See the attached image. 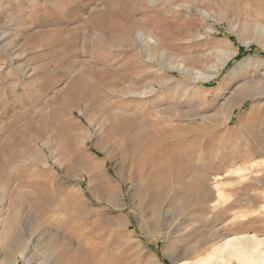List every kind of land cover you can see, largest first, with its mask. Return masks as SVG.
<instances>
[{
  "label": "rangeland",
  "instance_id": "obj_1",
  "mask_svg": "<svg viewBox=\"0 0 264 264\" xmlns=\"http://www.w3.org/2000/svg\"><path fill=\"white\" fill-rule=\"evenodd\" d=\"M263 34L264 0H0V264L19 239L28 264L73 259L76 248L56 249L52 221L77 235L74 247L99 250L93 264H180L196 239L202 254L235 234L264 240ZM171 120L216 158L188 160L147 208L126 146ZM200 168L206 201L188 191ZM105 210L141 235L145 255L118 251L96 223Z\"/></svg>",
  "mask_w": 264,
  "mask_h": 264
},
{
  "label": "bare ground",
  "instance_id": "obj_2",
  "mask_svg": "<svg viewBox=\"0 0 264 264\" xmlns=\"http://www.w3.org/2000/svg\"><path fill=\"white\" fill-rule=\"evenodd\" d=\"M259 29L260 28H258V30ZM141 35L142 34L139 33L140 37H142ZM242 37H243V35H242ZM160 54H162L163 56L166 55L162 51H160ZM223 54L225 56L224 57L225 59H228V57H230V54H227V53L226 54L223 53ZM216 76H217V73H214V74H210V75H201V78L206 79V80H211V79L215 78ZM239 93H240V91H239ZM199 94L200 95L202 94V95H204V97L208 98L206 92H204V91L199 90ZM254 95H255V93L252 91V93L250 92L249 95H246L245 97H243L242 101H239L238 96L234 97L231 100L232 103H230L229 107L234 109L236 106L242 104V102L244 100L251 98ZM236 98H238V99H236ZM202 119L204 120V118H202ZM205 125H206V123H205ZM205 129L207 130V126H205ZM183 131H184V128L182 126H180V124H173V122L171 120L170 122L167 121V122H163L159 125H153L152 128H149L147 130L145 129L135 139H133L134 137L132 139L129 138L128 139L129 142L128 143L126 142L127 146L125 144L128 152H129L126 155H124L125 162H131L134 165V167L138 170L139 179H140L139 195H140V199H141L142 204L144 206H146L147 208L150 207V204L152 201L153 202H155L154 200L160 201L162 199H165V197H167V195L169 194V190L171 188L170 187L171 176L173 174H175L176 172H178L177 171L178 169H179V172L185 171L189 166L188 160L191 159V160L198 161V159H199V161H201L203 164H209L213 159L216 158V155H214L215 153L213 154V150H209L208 153L205 154V156L201 157L200 154L197 152V148H198L197 142L189 139ZM208 136H210V135H208ZM209 141L216 143L215 140H213L211 138L209 139ZM210 145H211V143H210ZM129 147H130V149H129ZM205 150H206V148H205ZM235 154H236V150H233L231 152V155H235ZM200 157L202 159H200ZM239 171L245 172L246 170L245 169L242 170L240 168ZM198 174L200 177L199 182L190 185L188 187L189 188L188 191H190L191 193L194 194V193H197L198 191H201V189L203 188L204 190L202 189L203 192H201L200 199H203L204 201H206L211 196V191L206 186V179L208 176V171L200 168V170H198ZM73 177H75V176H73ZM75 178H77V177H75ZM78 198H80L79 194H78ZM95 199L98 202H104V201L106 202L105 199H103L102 197H100L98 195H95ZM158 201H156V202H158ZM206 205H205V210H207ZM73 206H74V203H73L72 198H70V196H68L66 194L65 195V201L63 203V207L68 209L67 211H69V209ZM107 213H108V210H105L104 213H102L103 214V216L101 218L102 220H100L99 222H96V223H98L97 226L99 225L98 227L101 230H103V232L104 231H111L110 232L111 241L116 245V248L118 249V251L122 252V253H129L131 251H138L139 255H145V250H144L145 246H143V243L141 240V235L137 234V232L135 230H133V231L136 232V234L133 232L134 233L133 236L128 234L126 231H124L126 224L121 223V224L116 225L113 218L109 217ZM75 218H78V217H75ZM69 219H72V217ZM82 219L83 218H81V220ZM200 219L204 220L205 218L203 219V217H201ZM232 220H234V218ZM73 221H75V220L73 219ZM43 222H45V220H43ZM18 223H19V221H18ZM49 224H51V225L55 224V226L57 225L58 227H60V229H59L60 236L58 237V240H57L58 244H57L56 249L59 248L58 250L63 253V252H67V251H73V249L76 248V250H78V252H79V253L75 254V257L73 259L70 258L71 260H68V261L65 260L66 264H93L96 261L97 256L100 253L98 249H93L90 252H86V249H85L86 247L84 248V244L86 242L82 243L83 240H81L82 242H79L80 239H79V241H77L78 243L74 247V244H73L74 241L73 240H74V237L77 235L74 234L75 236L73 235L74 236L73 237L72 236L73 233L72 234L69 233V228L66 229L62 221H56V222L52 221ZM51 225H49V228ZM195 225L196 224L190 225L191 231L190 230L188 231V232H190L188 234L189 240H191L192 233H195V231L198 229V227L196 226L197 227L196 228ZM38 226H40V225L38 224ZM46 226H48V225H46ZM72 228H71V231L74 229V228L73 229ZM115 229H118V231H114ZM73 232H75V231H73ZM108 235H109V233H108ZM199 236L200 235H198V237ZM52 237H54V236H52ZM78 237H80V236H78ZM78 237H76V239ZM80 238H82V236ZM201 238H202V236H201ZM8 239H10V238H8ZM22 239H23V237H22ZM55 239H57V237ZM194 239H196V238H194ZM22 241L23 240L19 239V240H15L11 244H9V249L6 251L7 256H6L5 260L3 262H1V264H20V259H22L23 262H27V264L29 263V259L26 257L27 249L24 248L25 246L22 247ZM263 241L264 240L262 238H260L258 235H255V234H235V235H231V236L222 238L221 240L216 242L212 246V248H210L205 254H202V252L199 251L200 250L199 249L200 246L198 245L199 240L196 239L193 241L194 245L190 251L179 254L173 260L176 262H178V260H179L180 264H233V262H235V261L238 264H264V247H263L264 242ZM88 251H89V249H88ZM56 252H57V250H56ZM45 253H47V252H45ZM27 254H28V252H27ZM53 254H54V252H53ZM86 254H87V256H86ZM58 255H59V252H58ZM66 256H68V255H66ZM69 257H72V255H70ZM49 258H50V254L48 255L47 259H49ZM64 259H65V257H64ZM47 262H48V260H45L43 262L39 261V264H46Z\"/></svg>",
  "mask_w": 264,
  "mask_h": 264
},
{
  "label": "crops",
  "instance_id": "obj_3",
  "mask_svg": "<svg viewBox=\"0 0 264 264\" xmlns=\"http://www.w3.org/2000/svg\"><path fill=\"white\" fill-rule=\"evenodd\" d=\"M240 50H241L242 53L245 52L243 47H240ZM237 52H238V50H237ZM237 52H236V53H237Z\"/></svg>",
  "mask_w": 264,
  "mask_h": 264
}]
</instances>
